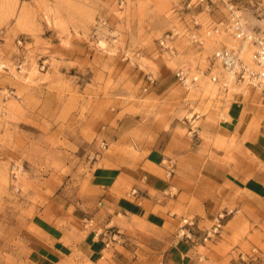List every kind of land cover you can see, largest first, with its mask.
I'll use <instances>...</instances> for the list:
<instances>
[{"label":"rangeland","instance_id":"1","mask_svg":"<svg viewBox=\"0 0 264 264\" xmlns=\"http://www.w3.org/2000/svg\"><path fill=\"white\" fill-rule=\"evenodd\" d=\"M188 3L0 0V264H264V198L246 205L240 190L223 184L224 195L209 199L217 208L206 213L201 201L216 189L203 175L222 180L198 166L202 158L212 166L247 158L246 136H219L221 119L245 93L258 108L252 126L263 131L264 94L213 82L207 89L205 79L186 88L176 77L234 44L223 32L198 48L190 31L206 36L227 3L264 31V0ZM172 31L175 53L160 44ZM151 150L161 152L155 168L164 178L181 173L184 159L198 176L186 214L176 188L122 178L109 196L102 186L125 157ZM254 163L253 177L264 181ZM123 191L164 213L174 199L169 223L156 231L119 212Z\"/></svg>","mask_w":264,"mask_h":264},{"label":"crops","instance_id":"2","mask_svg":"<svg viewBox=\"0 0 264 264\" xmlns=\"http://www.w3.org/2000/svg\"><path fill=\"white\" fill-rule=\"evenodd\" d=\"M258 108L255 107L252 102L246 97L245 93H237L231 99L227 112H224V118L221 119L222 123L219 127L218 135L225 138H232L241 135L246 136L243 143V150L247 152V158L241 159L239 165L226 166L223 164L211 165L210 162L205 158L199 161L198 166L200 170L209 171L221 178L222 182L211 176H204L203 180L208 183L211 188L216 190H209V193L202 203V209L206 213H212L217 207L216 205H208L211 197L218 198L217 193L222 196L225 190L222 189V185L226 184L233 188V190H240L245 198L242 201L246 205L251 202V199L264 198V181L259 178L253 177L255 170L254 162L256 164L261 162V171L264 174V130L257 131L253 124V118L258 117L256 114ZM264 112V109H263ZM264 127V117L261 121ZM161 152L159 150H151L148 154L144 155L141 153L135 158H124L123 164L118 167L115 171L116 174L111 180L102 181V186L107 185L108 195L114 194L113 191L117 190L116 184H120L122 178L129 179L139 184H144L146 181L150 182L149 187L158 188L160 190H168L169 188H176L180 201L177 207H181L183 213L189 212L190 198L191 195L199 192L198 190V176L195 173H191L189 165H185V159L182 163V172L176 173L171 178H164L162 175L157 174L156 165L161 162ZM237 164V163H235ZM113 173V170H109ZM114 172V173H115ZM228 173H233L234 179L228 176ZM109 179V178H108ZM197 179V180H196ZM106 182V183H105ZM119 189V188H118ZM124 192V191H123ZM123 200L118 202V211L124 215H130V217L140 218L149 225L152 229L158 231L162 229L165 224L169 223V212L173 213V208L176 207L174 199H168L166 202V212L157 211L154 209V201L147 198L149 202H146L143 197L126 198L125 192L123 193ZM110 196V195H109ZM139 195H137L138 197ZM221 198H219L220 200ZM200 201V200H199ZM236 201V199H235ZM238 202V201H237ZM240 204V202H239ZM242 206V205H240ZM166 235L169 233L168 230L164 232ZM151 237H158L157 233ZM176 264H188L185 263L183 258H178Z\"/></svg>","mask_w":264,"mask_h":264},{"label":"built area","instance_id":"3","mask_svg":"<svg viewBox=\"0 0 264 264\" xmlns=\"http://www.w3.org/2000/svg\"><path fill=\"white\" fill-rule=\"evenodd\" d=\"M215 1L189 0L188 7L197 4L208 9V4ZM227 10L225 18L207 26L206 36L200 32L190 31L187 37L191 45L203 48L207 37L226 32L233 37L234 44L231 46L224 44L215 49L212 55L208 56V64L204 68L200 67L193 71L187 67H180L176 71L177 80L182 86L190 88L207 78L225 91L237 85L258 88L264 94V31L253 28L236 4L227 3ZM194 23L201 25L198 20ZM176 35L177 33L172 31L160 41V44L171 53H175L171 42ZM247 45L251 47L248 57Z\"/></svg>","mask_w":264,"mask_h":264},{"label":"bare ground","instance_id":"4","mask_svg":"<svg viewBox=\"0 0 264 264\" xmlns=\"http://www.w3.org/2000/svg\"><path fill=\"white\" fill-rule=\"evenodd\" d=\"M246 49H247V55L250 56V49L251 47L249 46H246ZM204 87H206L207 89H210L212 87H214V84L208 80L207 78H205V80L203 81V84H202Z\"/></svg>","mask_w":264,"mask_h":264}]
</instances>
